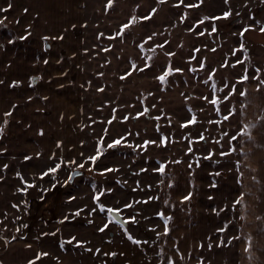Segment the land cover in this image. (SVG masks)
<instances>
[{
    "label": "rangeland",
    "instance_id": "1",
    "mask_svg": "<svg viewBox=\"0 0 264 264\" xmlns=\"http://www.w3.org/2000/svg\"><path fill=\"white\" fill-rule=\"evenodd\" d=\"M152 9H156L154 14ZM228 10L231 15L223 18L222 13ZM132 16L136 23L123 36H117L121 25ZM146 16L149 18L141 19ZM86 23L79 101L81 145L76 164H64L53 181L57 185L54 192L48 187L52 181H46L43 188L49 193L44 202L28 204L25 212L27 234L38 233L40 250L48 253L42 256L41 264H84L87 256L91 264H99L98 229L108 214L95 208L98 193H104L102 203L122 208L116 217L119 223H110L108 233H115L117 227L128 230L130 225L141 232L148 218L151 222L156 218V195L163 179L167 183L171 178H182V186L188 187L186 179L194 171L181 163L202 156H236L239 139L230 137H239V116L224 119L223 106L228 103L224 85L236 87L231 104L238 113V91L243 81L237 78L245 73L253 78L257 66L264 70V32L260 31L264 27V0L124 1L92 12ZM249 25L252 27L244 31ZM169 52L174 55L169 56ZM238 59L240 63H236ZM169 67L183 71H173L161 82L158 77ZM213 95L220 99L219 113L203 98ZM193 114L197 123L182 126ZM215 120L222 123H210ZM121 137L124 139L119 146L107 148ZM164 137L167 141L161 142ZM145 140L157 143L145 149ZM101 141L103 154L94 162L88 160ZM81 163L83 167H77ZM160 163L166 165L163 175L155 170ZM75 170L83 174L70 184L68 176ZM173 188L167 189L172 197H178L180 191ZM40 194L39 189H32L27 200H35ZM125 204L131 207L123 208ZM132 216L135 221L129 219ZM73 226L76 231L87 228L91 243L62 241L74 234Z\"/></svg>",
    "mask_w": 264,
    "mask_h": 264
},
{
    "label": "crops",
    "instance_id": "2",
    "mask_svg": "<svg viewBox=\"0 0 264 264\" xmlns=\"http://www.w3.org/2000/svg\"><path fill=\"white\" fill-rule=\"evenodd\" d=\"M124 1L135 0H113L112 5ZM107 4L0 0V264H28L41 253V237L25 230V212L28 204L44 202L46 181H52L51 192L57 186V172L40 175L57 162L53 154L64 161L77 158L84 31L92 12ZM241 89H247V99L239 95ZM239 91L237 155L181 163L194 171L186 179L188 187L178 177L160 182L154 223L148 218L144 225L143 220L141 232L132 225L127 231L117 227L113 234L107 228L99 231V264H167L169 259L176 264H264V89L258 92L251 78L241 82ZM244 125H255L246 129L251 137L240 136ZM17 173L34 185H26ZM168 187H176L180 195L172 197ZM24 188L26 192L20 191ZM32 189H39L40 197L27 200ZM241 193L243 203L232 211ZM221 227L228 230L218 231ZM73 230L62 241L91 243L87 228ZM129 234L142 243L130 240ZM88 262L84 257L83 263Z\"/></svg>",
    "mask_w": 264,
    "mask_h": 264
},
{
    "label": "snow or ice",
    "instance_id": "3",
    "mask_svg": "<svg viewBox=\"0 0 264 264\" xmlns=\"http://www.w3.org/2000/svg\"><path fill=\"white\" fill-rule=\"evenodd\" d=\"M112 2H113V0H108L107 7L110 8L111 5H112ZM160 2L163 3L164 0H160ZM227 2H228V0H225V3H227ZM190 6H191V5H190ZM8 7H11V4H9ZM6 10H7V9H4V11H6ZM25 11H27V10H25ZM155 12H156V9H152V13L154 14ZM230 15H231V11H230V10L225 11V12L222 13V17H223V18H227V17H229ZM148 18H149V17L146 16V17H142L141 19H148ZM220 18H221V17H213V19H220ZM136 21H137V18H136L135 16L130 17L127 23H124L123 25H121V28H120V30L116 33V35H117V36H123V35L125 34V30H126V29H129L133 24L136 23ZM249 27H252V26L249 25L248 27H246V28L244 29V31H248V28H249ZM212 30L215 31V30H216L215 27H213ZM260 31H261V32H264V27H261V28H260ZM241 36H243V32H241ZM21 38L23 39L24 37H21ZM45 39H47V38H45ZM147 39H148V40H151L152 37L149 36V37H147ZM140 46L143 47V45H140ZM240 48H241V49L244 48V45H243L242 43H241V45H240ZM168 55L171 56V55H174V53L169 52ZM245 58L247 59V56H245ZM240 62H241V61H240L239 59L236 61V63H240ZM149 66H150V65H147V64L145 65V67H149ZM224 66L226 67L227 64H225ZM132 67H133V69H136V65H135V64H133ZM201 67H204V65L201 64ZM139 70H142V69H139ZM173 71H175V72H181V71H183V69H181V68L173 69V68L169 67V68L167 69V71H165L162 75H160V76L158 77V79H159L161 82H164V81L166 80V77H167L170 73H172ZM262 72H264V70H262V69H261L260 67H258V66H257V67L254 69V71L252 72V77L254 78V80H255V82H256V87H257V91H258V92H259L261 89H264V75H261ZM129 74H130V73H126L125 75H129ZM211 75L214 77V75H215V71H214V70L212 71ZM122 78H123V77H122ZM237 79H238L239 81H248V80H249V76H248L247 73H245L243 76H240V77H238ZM14 83H15V82H14ZM224 87H225V88H228V92L225 93V95H224V99H225L226 101H228V103H226V104L223 106V108L225 109V112H224V119H225V121H228L230 118H234V117H236V116L238 115L237 111L235 110V106L231 104L232 97L235 96V95H237V89H236V87H234V86H230V85H228V84H225ZM213 89H215V85H213ZM239 95H240L241 97L247 99V97H248L247 89H241V90L239 91ZM203 98H204V100H205L206 102H208V103H210V104L213 105L214 110H215L217 113L221 112L220 99H219L218 97H216L215 95H213V97H212L211 99H210L208 96H205V97H203ZM5 115H6V116H10V115H11V112L5 113ZM138 115H139V114H138ZM5 123H6V121H5ZM196 123H197V118H196V115L193 114L192 117H191V119L188 120V121H186V122H184V124H183L182 126H185V127H186L188 124L195 125ZM210 123H222V122L219 121V120H215V121H210ZM249 127H255V125H244V126H243V129L240 131V136H249V137H251V133H249V132L246 131V129L249 128ZM2 130H3V129H0V131H2ZM230 138H231L232 140H238V139H239V137L236 136V135H232ZM123 139H124V138L121 137V138H117V139H115V140H112L111 143L107 144V148H110V149H112V148H116L117 146H119V145L121 144V142H122ZM199 139H200V140H203L204 137L201 135V136L199 137ZM166 141H167V137H164L163 140H162L161 142H166ZM125 142H126V141H125ZM155 143H157V141H155V140H145V141H144V147H145V149H146L147 145H149V144H155ZM103 147H104V145H103V142L101 141V142H100V145H99L98 148H97L96 154L93 155V156L88 157L87 159H88V160H91V161L94 162L99 156H101V155L103 154V153H102V149H103ZM137 147H141V146H140V145H137ZM188 151L191 152L192 149L189 148ZM233 151H235V149H233ZM210 155H211V154H210ZM221 155H228V153H224V152H222ZM25 159H30V157H27V156H26ZM53 159H56L57 162L55 163V165H54L53 167H50V168H48L45 172L40 173L41 177L47 175L48 173H56L57 170L60 169L65 163H67V165H68L69 167H71V165H73V164H76V161H75V160L64 161L63 158H57V157H55V154H53ZM5 167H7V165H5ZM77 167H83V163L78 164ZM155 170H156L157 172H159L160 174L163 175V174L165 173V171H166V165H165L164 163H160L159 166H158ZM104 171H111V169H105ZM142 171H143V170H142ZM217 174H219V173H217ZM16 175L19 176L20 179H21L26 185H29V182H28V181H24V178H23V176H22L20 173H17ZM240 175L242 176V173H241ZM72 178H73V174H70V175L68 176V180H71ZM66 183H67V181H66ZM32 185H34V181L32 182ZM32 185H29V186H32ZM20 191H25V192H26L27 189H26V188H24V189H20ZM108 191H111V189H108ZM103 195H104V193H98L96 196H94V199L96 200V202H97V204H98L99 210H100L101 212H107V214H108L107 222H105L104 225L98 229V230L101 231V232H103L106 228H108V226H109L110 223H112V222H114V221L117 222V223H119V221H116V217H117L118 214H121V213H122V208H121V207H111V206H109V205H106V204L102 203L100 198H101V196H103ZM190 195H191V193H189L187 196H184L183 199H184V200L189 199ZM150 199H151V197H150ZM243 199H244L243 194H242V193L239 194V199H236V200L233 202V209H232V211H235V208H236L237 205H240V204L243 203ZM15 206H16V207H19L18 205H15ZM128 207H131V205H130V204H125V205H123V208H128ZM93 211H95V209H94ZM79 214H80V213H79V210H78L77 213H76V215H79ZM157 215L163 217V216H164V213H163V212H159V213H157ZM64 219L67 220V219H69V217H64ZM129 219L135 221L136 218H135V216H132V217H129ZM170 219H171V217L169 216V217H168L167 219H165V221H164V223H165V228H164V232H165V234H167L168 231H169V228L167 227V223H168V220H170ZM90 222H91V221H90ZM25 227H27V226L25 225ZM226 230H228V229H227V228H224V227H221V228L218 229V231H220V232H223V231H226ZM125 231H127V229H125ZM45 235H46V234H45ZM158 235H159V233H158ZM234 238H238V237H234ZM12 239H15V237H13ZM71 239H72V240H75V237H72ZM129 239H130V240H133V241H134L135 243H137V244L142 243L141 241L135 240V238L132 237L130 234H129ZM6 242H7V240H6ZM249 242H250V238H249ZM77 243L79 244V243H82V242H81V241H77ZM143 243H147V241H144ZM224 243H225V241L221 240V244H224ZM29 247H30V245H29ZM209 247H211V245H209ZM89 251H91V249H89ZM96 251L99 252V249H97ZM177 251H179L178 248H177ZM107 254H108V253H106V255H107ZM46 255H48V253H46V252L38 253L33 259H30V260L28 261V264H35V261L39 260L42 256H46ZM111 255H115V253H111ZM181 259H183V255H182V254H181ZM167 264H176V262H175V260H173V259H169L168 262H167Z\"/></svg>",
    "mask_w": 264,
    "mask_h": 264
},
{
    "label": "water",
    "instance_id": "4",
    "mask_svg": "<svg viewBox=\"0 0 264 264\" xmlns=\"http://www.w3.org/2000/svg\"><path fill=\"white\" fill-rule=\"evenodd\" d=\"M71 174H73V178L71 180H68V183H70V184L73 183L75 181V179L82 176L83 173L81 171L75 170Z\"/></svg>",
    "mask_w": 264,
    "mask_h": 264
}]
</instances>
